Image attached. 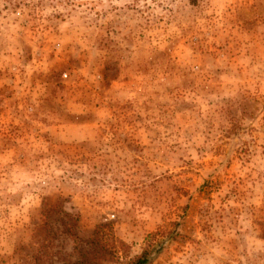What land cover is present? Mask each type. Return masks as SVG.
I'll return each mask as SVG.
<instances>
[{"label": "rangeland", "instance_id": "obj_1", "mask_svg": "<svg viewBox=\"0 0 264 264\" xmlns=\"http://www.w3.org/2000/svg\"><path fill=\"white\" fill-rule=\"evenodd\" d=\"M264 264V0H0V264Z\"/></svg>", "mask_w": 264, "mask_h": 264}, {"label": "trees", "instance_id": "obj_2", "mask_svg": "<svg viewBox=\"0 0 264 264\" xmlns=\"http://www.w3.org/2000/svg\"><path fill=\"white\" fill-rule=\"evenodd\" d=\"M100 230L95 228L92 235L87 239H81L75 247L77 258L75 261L63 264H95L109 259L110 249L103 243ZM129 264H152L151 254L147 250L136 256Z\"/></svg>", "mask_w": 264, "mask_h": 264}]
</instances>
